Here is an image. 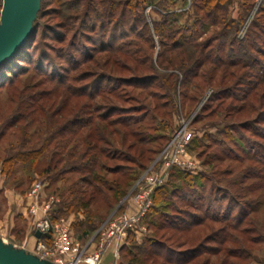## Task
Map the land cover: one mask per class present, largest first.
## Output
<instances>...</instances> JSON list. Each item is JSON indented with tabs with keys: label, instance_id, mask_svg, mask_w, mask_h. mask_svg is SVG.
Masks as SVG:
<instances>
[{
	"label": "rangeland",
	"instance_id": "1",
	"mask_svg": "<svg viewBox=\"0 0 264 264\" xmlns=\"http://www.w3.org/2000/svg\"><path fill=\"white\" fill-rule=\"evenodd\" d=\"M72 1L43 0V12L38 18L37 31L32 39V46L36 50L31 47V60L29 62L19 61L18 63L23 66V69H20L18 74L11 75L12 79L9 84L0 83V123L9 111L16 106L19 94L25 97L26 95L37 93L42 97H40V103L42 102V105L48 111L42 120L44 123H48L53 117L51 119L54 122L53 126L69 115V111L66 108V111L58 112L59 114L52 116L58 104H64L63 106L66 105L65 107H67L73 100V97L61 87H97L98 84L95 82H93L92 86V81L98 78L102 87H112L114 90L112 93L106 90L100 96L92 97L88 102L92 105H111L116 107L117 111L110 115L111 118L122 114L125 117L141 119V122L136 124L134 129L139 128L138 134L140 137L147 136L148 142L144 144V149H153L154 152L145 154L146 157H151L153 160L149 162V165L144 170L138 167V162L139 165L146 162L135 155V150L129 152L131 153L129 154L130 156L134 155L136 157V161L134 160L133 162L132 160L102 159V163L107 165L123 163L127 168L128 175L135 177V174H138V178H135L134 182H127L128 184L131 183L129 191L116 203L112 202L115 205L111 211L108 212L104 203L99 200L100 198L92 202L91 208L98 207V214L91 218L94 229L84 238H80V230L84 227L87 220L83 210L80 209L64 214L56 213V215L53 209L57 208L63 192H61L62 190L60 192L55 191V185L49 186L48 182L43 180L44 190L39 199V204L43 201H49L51 197L54 198L48 211L51 222L55 224L63 219V223L70 228L71 236L80 243L82 255L94 252L99 243L101 227L108 223L114 214L117 215L128 208L131 196L134 195L138 188L136 185L137 181L146 174L150 167L160 164L163 151L170 143L172 134L183 126L191 132V144L186 147V155L196 163V168L194 170L179 168L181 169L180 174L169 179L170 186H168L167 194L162 195L157 212L151 213L152 222L148 225L144 223L145 229L139 234L130 233L132 235L128 234L120 240H114L103 253L102 264H168L164 263L165 261L162 257L164 254L162 256L153 254L151 255L152 257H145V251L142 252L138 246H141L143 242L146 245L150 244V242L147 243V240L152 238L165 241L168 233H172L170 229H160L154 225L155 222L166 220L169 215H174L178 205L180 207L184 206L185 200L178 201L175 199L176 203L174 204V199L168 192L171 185L179 187L182 193L188 194L187 191L191 190L201 193L203 195L202 202L205 205L209 203L211 206L209 208L210 214L214 211L212 208L219 209L220 207L222 211L228 200L226 197L231 195L232 199L229 202L234 207V211L230 220L233 223L236 222L239 229L246 230V232L240 233L231 227H226L224 232L227 237L228 235L238 236L236 243L230 238L225 241L221 240L223 238L215 240L216 242L218 241L217 243L211 241L207 245L212 248L216 247L215 250L213 251L212 248L211 250L207 249V251L200 253L197 258L188 264H219L221 260L226 258L228 249L237 247L241 251L247 248L248 250L246 249L245 254L249 252L250 257L245 258L246 255L243 253L244 255L240 256L243 259L230 257L228 258L229 262L264 264V165L260 161L258 162V154H254L256 160H251L248 157V155L254 153L253 144H262L264 141L260 137L253 136L250 130L246 128L247 124L245 123L264 110V80L253 84L254 81L259 80L261 75L264 74V0H231L226 12L227 19L236 20L241 17L242 21L239 23L237 37H247L248 40L251 39L253 41L252 48L255 50L247 58L252 61V64L254 63V68H251V66L222 67L203 64L197 68L196 76L190 79L189 82L185 79L182 86H179L180 84L178 83L175 87L171 84V74L174 70L171 67L165 68L163 62L166 58L164 57L165 52L167 57L172 58L174 64L178 63L179 58L176 57L175 51H165L161 54L163 47L160 45L159 36L157 35H153L154 46L147 50L152 60L150 65L146 61L147 58L143 57V53L136 51L138 38L131 33L126 36L132 41L128 47L133 52L131 51L129 55L120 52L106 53L104 51L95 52L90 50L87 57L92 55V58L80 61L81 53L80 55L77 54V65L72 69L69 68L67 72L61 71L58 65H66V62L52 48L58 49V53H60V49L68 44L74 33L73 28L76 29L79 25L78 12L75 7L78 5L77 7L82 9L83 5H86L87 0H82L80 4H75ZM172 1L157 0L154 3L152 0H146L144 2L149 5L145 7V12L157 19L160 17L152 11L154 9L174 13L173 11L180 9L178 6L181 5V8L185 6L184 8H188V10L193 12L192 0H174L176 5L172 4ZM1 4L2 0H0V11ZM216 11L218 16L221 15L222 11ZM200 13L202 12L200 11ZM179 20L180 23L186 21L185 16L180 17ZM63 23H67L70 28H62L61 25ZM56 26L59 27L57 28ZM219 27L209 25L208 29L205 30L206 32L198 38V42L201 43L211 37L213 39L212 44H214L216 42L214 33L219 30ZM56 28L59 29V33L64 34V40L63 38L61 41L52 39L51 31ZM183 31L185 30L182 29ZM87 44L89 47L92 45L90 42ZM258 49H261L263 53H258ZM43 52L50 56L49 59L51 61L45 60L46 62H43L41 59ZM227 52L228 43L222 47L219 56L222 59H226L229 56ZM41 63L43 65L46 64V67H40ZM51 70H54L57 75L53 76L52 73L50 74ZM58 73L63 74L62 77L65 78L61 79ZM145 75H155L158 80H151L152 84L150 86L144 84L143 80L131 82L118 80L122 77H143ZM253 87H256V90H253ZM248 88L251 89L250 92L247 91ZM220 93L222 97H217ZM252 93H255L253 99H251ZM63 98L65 102L61 103ZM251 103H253V106L250 107ZM230 106L235 109L240 107V109L231 110ZM44 123H34L27 128L29 135L37 131V129H39V132L32 134L25 145L26 148L38 146L40 141L38 139L43 137V131L46 130L43 126ZM46 127L48 126L46 125ZM252 127L257 128L260 132H263L264 129L261 123L252 125ZM17 132L19 130L11 129L7 131V135L0 141V154L9 142L17 144V146L20 145L17 143L20 138V134H17ZM14 133H16L15 136L11 135ZM161 135L164 136L163 140H160ZM158 143L164 146L159 153H156L157 149H159ZM117 148L123 152L125 147L119 146ZM117 148L115 147V149ZM50 149L51 147L48 148V151ZM124 152L127 153V150H124ZM48 154L49 152H45L44 156ZM228 155H234L238 159L230 160L227 158ZM249 168L254 173L252 171L247 173ZM15 169L7 177L2 172L0 161V238L17 247H23L32 253H39L36 248L38 241L32 236L35 227V217L32 216L29 210L31 199L28 196V192L33 181H41V178H39V174L35 169L28 170L25 165L19 164ZM98 171L108 178L116 177L114 174H106L104 170L100 169ZM72 175L77 177L79 174L75 173ZM16 183L17 186L15 185ZM68 183L70 182L68 181ZM63 184V182H59L57 186L60 185V189H62ZM249 184L252 185L250 190L246 189ZM215 195H219V198L221 197L218 203L212 200ZM249 201L255 203V208L252 211H250V205L252 204H249ZM19 206L21 209L24 207L26 214L24 216L22 212L21 214L17 212L15 214V218H17L15 220L16 224L11 228L10 215L13 214L14 216ZM186 208L189 209L188 207ZM238 211H243L242 214L246 213L245 218L240 219V221L237 220ZM54 214L55 217H53ZM18 215L21 217H18ZM76 221L82 222V226H75ZM224 225V222L207 220L202 227L193 231V235L196 236V232L200 234L199 231L206 235L216 228L224 227ZM163 234L164 236H162ZM47 235L49 236L41 237L39 240L45 244L46 248H50L55 233L51 230ZM173 238L175 239V236ZM244 238L251 239V241H245ZM260 240L263 241L261 242ZM91 244L95 245H92L93 248L89 249L88 247ZM208 246H205V248ZM160 251L162 253L165 252L163 249ZM78 264L86 263L80 262Z\"/></svg>",
	"mask_w": 264,
	"mask_h": 264
},
{
	"label": "trees",
	"instance_id": "2",
	"mask_svg": "<svg viewBox=\"0 0 264 264\" xmlns=\"http://www.w3.org/2000/svg\"><path fill=\"white\" fill-rule=\"evenodd\" d=\"M144 1L146 0H87L86 5H83L84 7L82 9H79L77 5L75 8L78 12V27L76 29L73 28L74 33L68 41V44L60 49V53H58V49L55 50V48H52L57 52V55H61L62 60L66 62V65H58L61 71L67 72L69 68L72 69L77 65V54L80 55L81 53L80 61L92 58V55L87 57L90 50L95 52L104 51L106 53L120 52L129 55L132 49L128 46H130L129 43H132V41L126 38V36L131 33L138 38L136 51L143 53V57L147 58L146 61H148L149 65L152 60L147 50L154 46L153 35L159 36L160 45L163 47L161 54L165 51H175L176 57L179 58L178 63L174 64L172 58L166 56V52L164 56L166 58L163 62L165 68L171 67L172 70H174L171 74V84L174 85V87L177 86L178 83L180 84L179 86H182L185 79L189 82L190 79L196 76L197 68L203 64H212L222 67L251 66V68H254V63L252 64V61L247 58L250 56L251 52L255 50L252 48L253 41L251 39L248 40L247 37H237L239 23L242 21L241 17L236 20L227 19L226 17V12L231 0H192V5L194 6L193 12L188 10V8H184L185 6L181 8V5L178 6L180 9L176 8L177 10L173 11L174 13L161 11L159 9L152 10L160 17L159 19L151 17L149 13L146 14L145 7L149 4ZM152 1L155 3L157 0ZM72 2L80 4L82 0H73ZM172 2V4L176 5L174 0ZM216 10L222 11L221 15L218 16ZM200 11L202 13H200ZM42 12L43 0H41V7L34 21L33 33L12 57L8 58L0 65V83L9 84L12 76L18 74L20 69H23V66L18 63L19 61L29 62L31 60V47L33 50H36V48L32 46V39L36 34L38 18ZM183 16H185L186 21L180 23L179 19ZM207 25L220 26L218 28L219 30L214 33L216 39L214 44H212L213 39H211V37H209L210 39H205L201 43L198 42V38L208 29ZM61 26L65 29L70 28L67 23H63ZM57 28L51 31L52 39L61 41L63 38L64 40V34L59 33V29ZM182 29L185 31L182 32ZM94 36L96 37L94 38ZM88 42L92 44L90 47L87 44ZM226 43H228L227 55L229 56H227L226 59H222L219 55L222 51V47L226 46ZM257 52L263 53L261 49H258ZM44 54L41 56L43 62H46L45 60L49 61L50 56L47 53ZM161 54L159 53V55ZM45 65L41 63L39 66L45 68ZM51 73L53 76L57 75L54 70H51L50 74ZM58 75L61 79L65 78L62 77L63 74L61 73H58ZM99 76L102 77L103 75ZM251 76H253V74H251ZM140 77L141 76H129L127 78H119L118 80L121 82L143 80L144 84L149 86L152 84L151 80H158L155 75ZM261 78L254 81L253 84L263 82L264 74L261 75ZM166 81L168 82V80ZM93 82L98 84V86L61 87L73 97V100L67 107H65L66 105L63 106L64 104H58L52 116L66 111V108L69 111H67L69 115L53 126L52 124H54V122L51 120L53 117H51L50 120L46 119L49 120L48 123H44L42 120L48 111L47 108L42 105V102L40 103L42 97L37 93L26 95L25 97L19 94L16 106L9 111L0 123V141L7 135L6 133L8 130H19L17 134H20V138L17 142L20 145L17 146V144L9 142L0 154L2 172L9 177L16 170L15 167L17 165H25V168L28 170L35 169L42 182L46 180L49 186L55 185V191L60 192L62 190V199L57 205V208L53 209V212L55 214H64L82 209L83 213L87 216V220L84 227L80 230V238L89 235L91 230L94 229L91 218L98 214V207L94 209L91 208L92 202L100 198L99 200L104 203L108 212L111 211L115 205L112 204V202L116 203L117 200L121 199L129 191V185L131 183L128 184L127 182H134L138 178V174H135V177H130L131 175H128L126 171L127 168L123 163L107 165L102 163V159L132 160L133 162L134 160L136 161V157L134 155L130 156L129 154L131 153L129 152L135 150V155L146 162L140 165L138 162V167L144 170L149 165V162L153 160L151 157H146L145 154L147 152H154L153 149H144V144L148 142L147 136L140 137L138 134L139 128L134 129V126L141 122V119L125 117V115L122 114L111 118L110 115L117 111L116 107L111 105H92L88 102L92 97L100 96L106 90L109 93H112L114 90L112 87H102L98 78L92 81V86ZM171 84L169 83V85ZM253 88V90H256V87ZM250 90L249 88L247 89L248 92H250ZM254 96L255 93H252L251 99H253ZM217 97H222V94L220 93ZM63 102H65L64 98L63 101L61 100V103ZM251 106H253V103L250 104V107ZM63 107H65V110ZM230 109L232 110L235 108L231 107ZM239 109L240 107L235 110ZM34 123H44L43 126L46 130L43 131V137L38 139L40 140L38 146L26 148L25 145L28 143L32 134L39 132V129H37V131L29 135L27 128ZM245 123L247 124L246 128L250 130L253 136L260 137L264 141V129L263 132H260L257 128L252 127V125L259 123L264 126V110L258 113L255 118L247 120ZM46 125L48 127H46ZM15 134L16 133L11 135L15 136ZM163 138L164 136L161 135L160 140H163ZM190 144L191 141L189 145ZM119 146L125 147L124 150H127V153L124 152V150L122 152L118 149L117 147ZM163 146V144H160L156 153H159ZM49 147H51V149L48 151ZM115 147L117 149H115ZM253 148L254 153L248 155L249 159L256 160L254 154H258V162L260 161V163L264 165V143H254ZM45 152H49V154L44 156ZM227 158L230 160L238 159V157L234 155H228ZM100 169L104 170L106 174H114L116 177L108 178L98 171ZM247 170V173L252 171L251 168ZM180 171L181 169L177 167L172 168L167 181L154 191L153 205L144 219V223L147 225L152 222L151 213L157 212L162 195L167 194L168 186H170L169 179L172 176L180 174ZM252 172L254 173V171ZM75 173L79 175L77 177L72 175ZM68 181L70 183H68ZM59 182H63L66 185L63 184L62 189H60L61 186H57ZM15 185L17 186V183ZM85 186H87V188H85ZM251 186L252 185L249 184L246 189L250 190ZM168 192L172 199H174V204L176 203L175 199L178 201L185 200L184 206L180 207L178 205L174 215H169L166 220H159L154 223V225L157 226H155L156 228L170 229L172 233H168L165 241L152 238L147 240V243L150 242V244L148 243L146 245L145 242H143L141 246H138L142 252L145 251V257H152L151 255L153 254L160 256L164 254V256H162L165 261L164 263L188 264L197 258L200 253H204L207 249L211 250L212 247L207 245L211 241L217 243L218 241L216 242L215 240L223 238L221 240L225 241L227 238H230L236 243L238 236L228 235L227 237L224 232L226 227H231L233 230H237L240 233L246 232L245 229H239L236 222L233 223V221L230 220L234 211V207H232L229 202L232 199L231 195L226 197L228 200L222 211L220 207L219 209L212 208L214 211L210 214L209 208L211 206L209 203L205 205L202 202L203 195L201 193L191 190L187 191L188 195L187 193H182L179 187H174L172 185ZM224 192L227 193L229 191L227 190V192ZM220 198L219 195H215L212 200L218 203ZM249 202V204H252L250 205V211H252L255 208V203L252 201ZM242 213L243 211H238L237 220L240 221V219L245 218L246 213ZM55 214L53 217H55ZM207 220L224 222L225 225L224 227L214 229L206 235H204L202 231H199L200 234L196 232V236L193 235V231L202 227L203 223ZM75 226H82V222L76 221ZM46 236L48 237L49 235ZM162 236H164V234ZM173 236H175V239ZM194 236L195 240L192 239ZM42 238H44V236H42ZM205 241L206 243H204ZM245 241H251V239L246 238ZM260 241L262 242L263 240ZM205 246L208 247L205 248ZM215 248L216 247L212 248L213 251ZM161 249L165 250V252L162 253V251H160ZM239 249V247L228 249L226 258L221 260L219 264H238L234 261L229 262L228 258L243 259L240 256L246 253L247 248L245 250L243 249V251ZM245 255V258L250 257L249 252Z\"/></svg>",
	"mask_w": 264,
	"mask_h": 264
},
{
	"label": "built area",
	"instance_id": "3",
	"mask_svg": "<svg viewBox=\"0 0 264 264\" xmlns=\"http://www.w3.org/2000/svg\"><path fill=\"white\" fill-rule=\"evenodd\" d=\"M191 132L186 127H179L170 138V143L163 151L160 164L150 167L146 174L140 178L136 185L138 186L134 195L131 196L128 208L114 214L110 221L101 227L99 234V243L96 250L90 254L82 255L81 245L71 236L70 228L63 223V219L53 224L48 216L50 205L54 198L49 201H43L39 204L44 183L35 180L31 184L28 196L30 197L29 210L34 220V231H38L40 236L36 239L37 251L34 254L46 258L56 264H99L106 248L115 240H120L126 235L139 234L144 227V219L153 205L154 191L163 185L170 174L172 168L194 170L196 163L186 155V147L190 143ZM54 231L55 237L52 246L46 248L45 244L39 239L46 236L50 231Z\"/></svg>",
	"mask_w": 264,
	"mask_h": 264
},
{
	"label": "water",
	"instance_id": "4",
	"mask_svg": "<svg viewBox=\"0 0 264 264\" xmlns=\"http://www.w3.org/2000/svg\"><path fill=\"white\" fill-rule=\"evenodd\" d=\"M41 0H2L0 11V65L12 57L34 31ZM35 236L40 233L35 231ZM0 264H56L0 238Z\"/></svg>",
	"mask_w": 264,
	"mask_h": 264
},
{
	"label": "crops",
	"instance_id": "5",
	"mask_svg": "<svg viewBox=\"0 0 264 264\" xmlns=\"http://www.w3.org/2000/svg\"><path fill=\"white\" fill-rule=\"evenodd\" d=\"M17 204H18V202H17ZM17 212H20V214H21V212H22V215H24V216H25V214H26V211L24 210V207L21 209V207L19 206V207H18V210L15 211L14 216H13V214L10 215V218H9V219H10L11 226H12V227L10 226L11 228H13V227L15 226V224H16V223H15V220H16L17 218H15V214H16ZM18 217H21V216L18 215ZM34 233H35V232H34ZM34 233L32 234V236H33V238L36 240L38 237H36ZM92 245L94 246L95 244H91L88 248H89V249L93 248ZM103 258H104V257L101 258V261H100L99 264H102V260H103Z\"/></svg>",
	"mask_w": 264,
	"mask_h": 264
}]
</instances>
